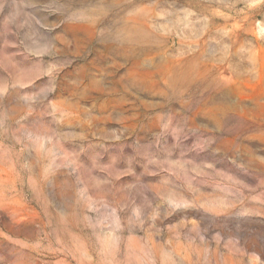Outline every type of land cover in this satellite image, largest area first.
<instances>
[{
	"label": "rangeland",
	"instance_id": "374dc122",
	"mask_svg": "<svg viewBox=\"0 0 264 264\" xmlns=\"http://www.w3.org/2000/svg\"><path fill=\"white\" fill-rule=\"evenodd\" d=\"M0 264H264V0H0Z\"/></svg>",
	"mask_w": 264,
	"mask_h": 264
}]
</instances>
